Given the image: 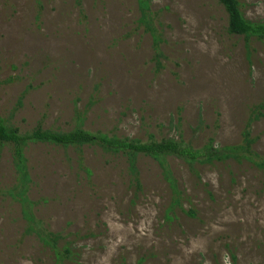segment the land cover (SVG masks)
<instances>
[{"label": "rangeland", "instance_id": "obj_1", "mask_svg": "<svg viewBox=\"0 0 264 264\" xmlns=\"http://www.w3.org/2000/svg\"><path fill=\"white\" fill-rule=\"evenodd\" d=\"M239 2L264 20V0ZM150 14L146 30L136 0H0V116L22 131L80 124L197 147L249 131L264 155V115L253 110L264 102V40L227 33L216 0H151ZM26 156L35 217L77 254L64 264H264V171L247 160L199 165L195 176L168 158L184 197L167 219L170 191L147 156L140 189L125 160L96 145L30 144ZM14 180L4 147L0 264H53L4 193Z\"/></svg>", "mask_w": 264, "mask_h": 264}, {"label": "trees", "instance_id": "obj_2", "mask_svg": "<svg viewBox=\"0 0 264 264\" xmlns=\"http://www.w3.org/2000/svg\"><path fill=\"white\" fill-rule=\"evenodd\" d=\"M150 1L136 0L140 14L139 21L146 30H152L153 17L150 14ZM216 1L226 13L227 33L242 36L246 46L253 40H264V20H251L245 17L239 0ZM253 110L255 118L264 115V102ZM253 141L249 131L244 132L242 140L237 144L218 146L208 141L198 147L191 145L182 138L172 136L159 139L151 137L149 140L143 141L137 137L119 136L99 130L90 131L80 124H76L67 130L45 128L37 124L30 130L22 131L0 116V150L7 147L15 172L14 182L4 190V193L19 204L22 218L26 224L24 233L35 235L43 245L49 248L53 264H64L65 261L75 260L76 252L61 232L46 229L34 215L36 202L29 197L31 178L26 156V149L30 144H50L62 148H73L78 152L84 146L96 145L102 151L120 156L125 160L127 171L135 189H140L137 168L139 158L141 156L151 158L161 168L170 191L169 203L165 209V216L170 219L174 216L176 208L183 210L184 191L178 186L168 158L182 160L195 176H198L197 167L199 165L212 164L227 159L247 160L264 171V155L252 150ZM79 162L82 165V161ZM85 170L89 173L87 168ZM187 212L193 214L194 210L189 208ZM231 257L233 261L235 257ZM142 262L143 258H139L134 264H142ZM121 264H126L123 259Z\"/></svg>", "mask_w": 264, "mask_h": 264}]
</instances>
